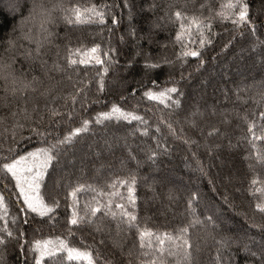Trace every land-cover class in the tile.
<instances>
[{"label":"trees","instance_id":"1","mask_svg":"<svg viewBox=\"0 0 264 264\" xmlns=\"http://www.w3.org/2000/svg\"><path fill=\"white\" fill-rule=\"evenodd\" d=\"M38 2L50 8L57 0ZM59 2L64 8L77 5L83 9L94 4L99 7L102 3L119 6L106 10L104 24L93 19L88 23L69 25L61 19L63 13L57 9L54 12L56 24L48 25L53 35L44 40V34L39 30L40 17L35 20L29 17L33 0H0V60L11 63L16 75H23L27 80L36 76L42 81L37 92L26 93L23 98L19 93L15 97L7 94L10 101L7 106L0 100V117L4 118L0 123V142L9 146L14 123L9 113L18 107H27L32 118L25 120L21 116L19 122L24 128L17 129V139L29 136V124L36 126L35 121L40 115H43V121L39 127L51 132L49 139L69 130V125L59 117L50 121L46 106L52 103V97L68 96L74 89L65 79V73L50 69L53 63L66 65L69 49L79 58L74 51L76 48L85 51L95 44L101 45V52L114 48L112 59L115 63L106 64L109 72L103 77V91L98 90L100 77L97 73L101 66H79V77L74 76V79L84 78L86 72L89 82L84 102L86 110L77 104V115L71 126H79L81 117L92 119L96 113L107 111L112 103H118L126 110L143 115L150 127L144 135L140 131L144 126L137 121L112 120L81 134L69 155L60 158L58 171L64 176V182L55 191L51 187L41 189L48 202L53 197L59 200V207L50 214L51 218L33 213L25 223L24 215L13 203L14 182L6 181L9 183V189L5 190L8 225L14 236L18 231H23L24 236L19 242L12 239L0 245V264H34L33 254L29 252L31 243L36 239L56 242L57 237L71 247L91 251L93 264H127L129 257L126 254L130 249L135 252L132 264H139L135 227L118 231L110 217L97 220L101 225L99 231L96 224H68L73 211L70 207L73 200L68 192L78 184L85 185L77 196L78 209H82L85 202H91L93 197L107 201L110 193H114L111 195L113 208L115 203L127 204V187L132 186L139 227L154 233L175 234L178 227L186 225L191 219L188 201L196 193V214L201 219L212 216L219 227L196 225L190 228V264H259L244 248L259 251L264 246V227H260L264 226V213L255 208L261 200V191H264V163L256 159L248 132L249 123H255L257 135L264 131V119L259 115L264 112V44H257L256 38L243 25L234 26L230 19L217 16L222 10L221 5L227 4L228 0H127L130 10L124 7L125 0ZM246 2L250 18L257 25V36L264 41V0ZM170 4L175 7L169 9ZM177 8L188 17H212L211 31L204 29L203 48L199 44L200 32L195 27L182 31L180 21L171 17ZM113 15L118 20L115 25L112 24ZM29 30L34 39L41 40V58L30 59L25 54L36 47L34 42L23 39V34ZM178 31L182 32L179 40L176 38ZM10 39L15 41V47L9 46ZM207 39H211V44ZM253 44H257L255 49ZM185 47L199 50L201 56L181 58L179 53ZM41 59L47 62L43 67ZM146 61L158 63L159 67L146 69ZM153 80L156 86H153ZM173 84L182 93L173 94L180 100L178 107H165L143 96L149 88L158 91ZM45 88L52 91L41 95ZM132 89H136L134 94ZM5 95L4 81L0 80V97ZM63 105L64 100L58 98L53 106ZM34 106L37 112L32 111ZM197 110L199 114L192 116ZM161 117L172 123L174 135L166 123H160ZM157 125L161 130L159 133L156 132ZM213 128L218 131L213 132ZM158 142L162 147H158ZM255 144L264 151V140H256ZM38 146L39 138L36 137L21 145L23 150ZM152 152L157 153L154 159L150 158ZM121 180L125 181L124 185L118 183ZM13 216L19 217L16 224L12 223ZM3 224L0 220V227ZM145 239L147 242L148 238ZM151 239L155 244V236ZM176 259L167 257L168 264H175ZM56 264L86 262L68 261L66 253H57Z\"/></svg>","mask_w":264,"mask_h":264},{"label":"snow or ice","instance_id":"2","mask_svg":"<svg viewBox=\"0 0 264 264\" xmlns=\"http://www.w3.org/2000/svg\"><path fill=\"white\" fill-rule=\"evenodd\" d=\"M119 5H108L102 3L96 6L95 4L91 7L81 8L77 5H73L69 8H64L63 5L57 0L50 8L46 7L43 3L38 2V0H33L32 9L29 13V17L35 20L40 17V31L43 32L44 40H48L53 33L49 30L48 25L56 24V16L54 12L59 9L63 15L61 19L71 25V24H84L91 22L93 19L99 21L100 24L105 23L106 10L111 7H118ZM124 7L131 9V5L125 0ZM151 7H155L152 5ZM175 5H168L171 9ZM221 11L217 13L221 19L231 20L234 26L243 25L245 28L250 30V34L256 38L257 44H264V41H260L257 36V25L255 20L250 18L249 4L246 0H228V3L221 5ZM171 17L180 21L179 27L183 30H190L195 27L200 32V47L203 48L205 44L204 29L207 28L209 32L212 27V17L201 19L196 16L188 17L185 16L179 8L171 13ZM184 21H187L185 24ZM118 20L115 15L112 16V24L115 25ZM111 31V30H109ZM241 34H243V29H241ZM132 35L135 36V30H133ZM182 32L178 31L176 33V38L179 40L181 38ZM23 39L32 41L35 43V49H28L26 51V56L30 59L41 58V48L42 43L40 39H34L31 30L28 33L23 34ZM211 39H207V43L211 44ZM231 43V41H229ZM8 44L10 47H15V41L9 40ZM257 44H253V49L256 48ZM228 45H225L227 48ZM71 49H69V55L66 58V65L62 66L58 63H53L51 71L63 72L65 73V79L72 83L74 92L64 97H52V103L47 105V110L49 113L50 121L51 118L59 117L69 125V130L65 131L62 135H56L54 138L49 139L51 132L47 129H41L39 127L40 123L43 121V115L35 121V125L29 124L30 134L28 137L20 136L19 139L16 138L17 129L22 130L24 124L20 123V118L23 116L25 120H31V114L28 112L27 107H18L15 110H11L9 115L12 117L14 123L12 125V139L8 142L9 146L5 147L4 143L0 142V220L4 221L3 227H0V245L6 244L9 240L15 239L19 242V239L24 236L23 231H18V235L14 236L12 228L8 225V213L9 206L5 199V190L9 189V183L6 181L14 182L12 196H15L13 203L17 206L18 212L23 214L25 217L24 222L28 223V217L31 214H36L39 217H49L53 214L56 208L59 207V200L55 197L52 198L51 202L42 195L41 189L49 188L53 191L57 190L61 186V182H64V176L58 171V166L60 164V158L62 155H69L70 151L74 149L76 139L84 133L91 130L93 126L103 125L106 122L116 121H126L131 123L132 121H137L140 125L144 127L140 129L142 134L147 135L148 129L150 127L149 121L145 119L143 115L137 114L135 110H126L118 103H112L107 111H100L95 114L92 119L81 117L79 126H71V121L77 115V104L79 103L80 108L84 109V102L87 100V89L88 80L86 79L87 73L85 72L84 78L74 79V76L79 77V66L81 65H100L101 69L97 73L100 77L98 81V90L103 91L104 89V75L109 72V67L106 64L115 63L112 57L115 55V49L109 47L108 50L101 52V45L95 44L91 48L82 51L81 48H76L75 53L79 54V58H76L72 54ZM181 58L186 57H200L201 52L196 49L184 48L183 51L179 53ZM103 57V58H102ZM106 58V59H104ZM168 62V61H165ZM47 62L41 59V66L43 67ZM131 63V61L129 62ZM203 64V60H200ZM146 69L159 67L158 63H145ZM47 75V70L45 71ZM183 79V76L181 77ZM0 80L4 81V97H0L3 100L5 106H7L10 101L7 99V94H11L13 97L17 93L23 98L26 93H35L39 90L42 83L39 77L33 76L31 80H27L23 75H16L12 70V64L8 62H3L0 60ZM153 86H156V81H152ZM52 91L51 88H45L41 95H47ZM136 89H132L133 94ZM180 93V89L173 84L170 87H165L162 90H153L149 88L143 92V96L149 101H158L164 104L165 107L179 106V98H174L173 94ZM182 95V93H180ZM62 98L64 100L63 106H53L56 99ZM124 97H121L123 100ZM71 101V103H69ZM63 107V111H61ZM86 110V109H84ZM150 110V109H149ZM33 112H37V108L34 106ZM198 110L193 112L191 115H198ZM260 117L264 119V112H260ZM160 123H166L167 128L170 133L175 134V129L172 123H167L163 117L159 118ZM4 118L0 117V123H3ZM59 123V121H54ZM193 126H195V121H192ZM255 123L248 124V132L251 134L249 143L255 150L256 159L264 163V151L257 148L255 144L256 140H264V131H261L259 135L256 134L254 128ZM160 127L156 126V132L159 133ZM213 132L218 131L213 128ZM4 132L7 133L8 129L5 128ZM211 134V133H210ZM36 137L39 138L40 146L33 147L31 150H23L21 145L22 142H31V140ZM156 139V137H153ZM5 141L7 142V136H5ZM189 142V141H185ZM158 147L162 145L158 142ZM157 153L152 152L151 159L156 157ZM135 157H132L134 159ZM134 182V180H133ZM121 185L125 184V181L121 180L118 182ZM253 184L256 182L253 181ZM91 188V186H88ZM114 187V185H113ZM85 189L84 184H78L72 187L71 191L68 192V196L72 198L73 203L70 205L73 211L70 218L68 219L69 225L79 226L84 223L89 225L96 224L97 230H101V225L97 223L101 217H110L116 225L118 231L120 230H131L133 227L137 229V238L139 241L140 255L136 256L139 264H168L167 257H176L175 264H190L191 254L189 252L190 240H189V230L190 228L200 225L201 227L207 228H217L219 225L213 219L212 216H207L201 219L196 214V209L194 207V202L197 201V194L193 193L188 201V211L191 216L190 221L181 227H178L175 234L170 232L164 233H154L150 229H140L138 224V217L135 211L136 200L132 195L134 189L132 186L127 187L129 193L127 204L125 203H115L113 208V201L111 195L109 194V199L107 201L99 200L93 197L91 202H85L82 209H78L77 205L79 201L77 199L78 193ZM95 191V189H92ZM257 191H261L257 189ZM103 195V193H101ZM123 199V198H121ZM129 205L131 207H129ZM255 208L260 212L264 213V191H261V200L255 204ZM98 214L100 216L98 217ZM18 216H13L11 218L12 223L16 224L18 221ZM258 226V225H254ZM264 227V226H260ZM155 236V244L152 242V237ZM148 238L147 242L145 238ZM167 245V246H166ZM23 247L22 245L20 246ZM135 247V246H134ZM244 251H246L250 257L255 258L259 261V264H264V246L260 248L259 251H252L250 248L245 246ZM29 252H31L34 264H56L57 253H66L68 261H78L86 262V264H93V255L91 251L81 250L76 247H71L67 242L59 237L56 238V242L51 239H36L31 243L29 247ZM166 254V255H165ZM127 257H129L127 264H132V257L135 255L134 249H130L127 252ZM144 259H140V257ZM46 258H48L46 260Z\"/></svg>","mask_w":264,"mask_h":264}]
</instances>
